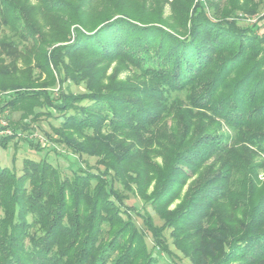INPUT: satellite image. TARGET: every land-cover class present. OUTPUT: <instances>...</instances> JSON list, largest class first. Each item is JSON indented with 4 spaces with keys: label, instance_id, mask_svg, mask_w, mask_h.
<instances>
[{
    "label": "trees",
    "instance_id": "obj_1",
    "mask_svg": "<svg viewBox=\"0 0 264 264\" xmlns=\"http://www.w3.org/2000/svg\"><path fill=\"white\" fill-rule=\"evenodd\" d=\"M252 2L0 0V113L47 104L62 117L50 142L100 156L71 176L0 167V264H175L166 230L191 264H264V32L234 20ZM69 80L88 93L46 90Z\"/></svg>",
    "mask_w": 264,
    "mask_h": 264
},
{
    "label": "rangeland",
    "instance_id": "obj_2",
    "mask_svg": "<svg viewBox=\"0 0 264 264\" xmlns=\"http://www.w3.org/2000/svg\"><path fill=\"white\" fill-rule=\"evenodd\" d=\"M243 1V0H241ZM254 5L258 6L256 14H250L245 11H238L234 17V20L240 22V24L248 26L258 25L261 28L258 30L259 33L264 32V21H261L259 18L264 15V0H253ZM253 5V4H252ZM164 15L165 17H170L171 9L165 3ZM117 66L116 63L112 64V68ZM119 71L120 78H130L133 81H137L138 74L137 72L130 68H120ZM112 72L110 69L109 73ZM36 76L39 75V71L36 70L34 73ZM42 80H46V77L43 76ZM46 90H49L54 96L58 97L61 90H64L66 93L71 92L73 94H85L88 93V89L84 82L80 84L72 83V81H67L64 85H60L56 81L55 85L48 87ZM11 93L0 94V98H6L10 96ZM9 98V97H8ZM181 98H184V95H181ZM84 103H87L86 101ZM37 113H41L36 117ZM0 118L4 119L7 122V129H10L12 133H17L16 138L10 142V145L7 148L0 147V167L13 168L18 173H21L23 167L24 159H33V160H48L54 165H57L64 175L71 176L74 170L80 168L91 169L94 172H97L98 162L100 156H94L89 154H77L74 153L68 146L60 143H52L49 140V136L54 137V130L60 125L62 117L59 113L48 106L47 104L40 105L34 108V113L28 116L26 119H23L21 112L12 111L10 109L5 110L0 113ZM17 130L15 131L14 129ZM40 146V149H36V145ZM158 160H161L160 158ZM132 191H127L119 180L115 181V189H117L122 195L126 198V204L128 206H134L135 210L139 211L140 214L143 211H147L154 219L155 223L159 226L163 224V220L157 215L153 208L144 203V200L138 195L135 186L132 187ZM187 189V187L185 188ZM180 200L174 202L170 209H174ZM136 225L146 233L147 243L150 248L153 247V241L151 235L148 233L142 218L137 213L132 215ZM165 237L168 242L169 249L175 256V264H191L189 259L184 257L181 252H179L173 244V238L170 230H166ZM158 256L166 262L170 263L169 257L158 251Z\"/></svg>",
    "mask_w": 264,
    "mask_h": 264
},
{
    "label": "built area",
    "instance_id": "obj_3",
    "mask_svg": "<svg viewBox=\"0 0 264 264\" xmlns=\"http://www.w3.org/2000/svg\"><path fill=\"white\" fill-rule=\"evenodd\" d=\"M6 127H7V122L4 119L0 118V138L13 135L12 131L10 129H7Z\"/></svg>",
    "mask_w": 264,
    "mask_h": 264
}]
</instances>
